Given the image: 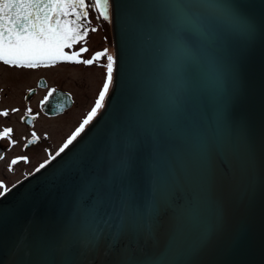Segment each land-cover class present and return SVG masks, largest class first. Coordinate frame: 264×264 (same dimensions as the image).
<instances>
[{
	"label": "water",
	"instance_id": "95a60500",
	"mask_svg": "<svg viewBox=\"0 0 264 264\" xmlns=\"http://www.w3.org/2000/svg\"><path fill=\"white\" fill-rule=\"evenodd\" d=\"M110 3L104 107L0 197V264H264V0Z\"/></svg>",
	"mask_w": 264,
	"mask_h": 264
},
{
	"label": "flooded vegetation",
	"instance_id": "af4514ba",
	"mask_svg": "<svg viewBox=\"0 0 264 264\" xmlns=\"http://www.w3.org/2000/svg\"><path fill=\"white\" fill-rule=\"evenodd\" d=\"M89 1V9H92L96 13V25H93L91 30L89 26H87V23L89 22V15L86 20L79 21L80 30L85 31L86 35H84L83 40H80L78 44H83L84 42L88 43V34L90 32H103V26L109 23V20L110 24L112 23L111 6L109 2L107 9L109 18L105 20L101 14L102 10L96 5V0ZM79 11L80 9H77V12ZM52 19L53 21L59 20L61 23H70L73 28H75L77 24L76 16L72 14L71 10L66 16H53ZM104 38L106 41H109L108 36H104ZM66 49L67 48L64 49L65 53H67L68 56H75L76 59H44L41 62L36 63L34 67H28L26 64L25 66L21 67L19 64H5L3 61H0V85H3L4 77L6 76L5 73H7L5 68L10 70L18 69L23 70L24 72H31L32 76L34 75V72L36 73L37 71L43 69L57 68L60 64L67 66L71 65L69 66L71 68L83 65V67L92 69L93 73L96 72L97 69H100L103 72L102 80L99 81V86L92 97L91 104L87 107L86 103L83 102L84 106H82V110H80L78 115L76 112L73 120L78 118L77 123L71 129L69 127L70 124H68L64 127H61L59 130L60 132L57 131V133L59 132V138L63 135L64 136L56 147L54 144H56L58 141L57 138L52 135V131H54L53 128H55L53 124H61L67 116H69L71 113H75L76 109L80 105L79 99L81 94L80 92L78 94L76 93L77 87L75 84L73 83L74 86L69 83L66 84L65 81L56 84L55 82L49 80L47 76H31L34 78V85L25 89V93L20 100L21 105H13L16 99L13 102H7L9 93L7 90H4L3 87L5 86L0 87V119L11 121L12 116L15 118L18 116L16 120L19 122L20 126H18V128L16 127V129L21 130V133L19 134L18 132L16 133V129L12 124H4L1 126L0 167H7L9 172L13 171L15 168L23 167L21 176L14 182L9 183L5 178H0V197L16 184L47 165L61 152V149H65V145L69 146L70 144L68 142L70 140L73 142L79 136H77L78 132L81 134V128L84 130L88 126L91 120L98 114L97 111L103 107L106 101L112 84V82H108L107 57H112L114 69V53L110 51L109 47H103L96 49L89 54V46L84 45L79 51V56L74 49ZM84 49H87V51H84ZM87 60H91L92 64L89 65L82 62ZM105 85L108 86L107 93L104 92ZM101 94H103L105 97L103 102L100 101ZM87 96L89 97V95ZM4 100L5 102L3 103ZM97 103H101V107L99 109L96 108ZM93 111L96 112L95 116H92ZM5 113H7V115H5ZM90 116H92L91 120H89ZM42 119L48 120L49 124L46 125V132L41 134L40 131L42 132L43 130L39 129L38 127ZM86 120L88 121L87 124L84 123ZM66 127H68V129ZM5 133H7V135H5ZM73 137H75V139H73ZM40 146L44 147L42 153L45 155V157L39 160L30 171H27L25 169L26 166L35 163L32 150Z\"/></svg>",
	"mask_w": 264,
	"mask_h": 264
},
{
	"label": "snow or ice",
	"instance_id": "6c2138e0",
	"mask_svg": "<svg viewBox=\"0 0 264 264\" xmlns=\"http://www.w3.org/2000/svg\"><path fill=\"white\" fill-rule=\"evenodd\" d=\"M96 5L102 10L103 18L107 20L108 0H96ZM87 8L85 0H47V3L44 0H0V61L5 64H19L21 67L25 64L34 67L44 59H76L75 56H68L64 49L83 40L85 33L81 32L79 21L87 18ZM76 9L80 11L77 12ZM70 10L77 19L75 28L70 23L53 21V16H66ZM82 62L92 64L91 60ZM107 76L108 82L111 83L113 79L111 56L107 57ZM104 92H108L107 85L104 86ZM104 99V95L101 94L100 101L103 102ZM100 107L101 103H97L96 108ZM95 115L96 112L93 111L92 116ZM84 123L87 124L88 121ZM79 134L78 132L77 136ZM68 143L71 144L72 141ZM67 147L68 145H65V148ZM63 151L64 149H61V152Z\"/></svg>",
	"mask_w": 264,
	"mask_h": 264
},
{
	"label": "rangeland",
	"instance_id": "374dc122",
	"mask_svg": "<svg viewBox=\"0 0 264 264\" xmlns=\"http://www.w3.org/2000/svg\"><path fill=\"white\" fill-rule=\"evenodd\" d=\"M85 1H86V4L89 5L90 1L89 0H85ZM76 11H77V9H76ZM87 12L89 15V19H88L89 22L87 23V26H89V28L91 30V27L93 25H96V16H95L96 13L92 9H89V7L87 8ZM82 20H86V18L82 19ZM111 24H110V20H109V23H107L103 26V29H102L103 32H98V33L90 32L88 34V37H89L88 43L84 42L83 44L82 43L78 44V42H76L73 44L72 47L67 48L66 50L74 49L75 52L77 53V55L80 56L79 51L84 45L89 46V49H90L88 51L89 54L96 49L103 48V47H109L110 51L113 52L114 56H115V45H114V41H113V37H112V25ZM98 29H99V27H98ZM81 32L85 33V35H86L85 31H81ZM104 36H108L109 41H106ZM86 40H87V38H86ZM81 56H85V55H81ZM69 66H71V65H69ZM69 66L60 64L57 68L43 69V70L37 71L36 73L34 72L33 76H32L31 72H24L23 70H18V69L10 70V69L5 68L6 69L5 71L7 73H5L6 76L4 77L3 85L2 84L0 85V87L5 86V87H3L4 90L5 91L7 90V92L9 93L8 98H7V102H13L16 99V101L14 102L13 105H21L20 100L22 99V97L25 93V89L27 87H31L34 85V83H33L34 78H32L34 76H36V77L41 76V75L47 76L49 78V80L55 82L56 84L62 83L64 81L66 82V84L69 83L73 86L75 84V86L77 87L76 93L78 94L80 92V94H81V97L79 99L80 105L76 109L75 113H71L69 116H67L61 124H56V123L53 124L55 128H53L54 131H52V135H54L58 141L56 144H54L55 147L60 143V141L62 140V138L64 136L63 135L59 138L58 133L60 132L59 131L60 128L64 127L65 125L70 124L69 127L71 129L77 123L78 118L73 120L76 112L78 115L80 110H82V106H84L83 102L86 103L87 107L91 104L92 97H93L97 87L99 86V81L102 80V77H103V72L100 69H97V71H96L97 75H96V72L93 73L92 69H88L87 67H83V65L75 66L74 68H71ZM86 94L89 95V97ZM4 102H5V100L3 101V103ZM17 117L15 118L14 116H12L11 121L0 119V128L4 124H12V125H14L15 129H16V127L18 128V126H20V125H19V122L16 120ZM72 120H73V123H72ZM48 124H49V121L46 119H44V120L42 119L41 123H39L38 128L43 130L42 132L40 131L41 134L43 132H46L45 131V130H47L46 125H48ZM66 128L68 129V127H66ZM57 131H59V132L57 133ZM17 132L20 134L21 130L16 129V133ZM50 147H51V145H50ZM43 148H44L43 146H40V147H37V148L32 150V155L34 157L33 159H34L35 163L26 166L25 169L27 171H30L31 168L39 160H41L45 157V155L42 153ZM22 170H23V167H19V168H15L13 171L9 172V169L7 167L1 166L0 167V178H5L9 183L14 182V181H16V179H18L21 176Z\"/></svg>",
	"mask_w": 264,
	"mask_h": 264
},
{
	"label": "bare ground",
	"instance_id": "6f19581e",
	"mask_svg": "<svg viewBox=\"0 0 264 264\" xmlns=\"http://www.w3.org/2000/svg\"><path fill=\"white\" fill-rule=\"evenodd\" d=\"M101 109H102V108H101ZM101 109L98 111V114L100 113ZM94 119H95V118H94ZM87 127H88V126H87ZM87 127H86V128H87Z\"/></svg>",
	"mask_w": 264,
	"mask_h": 264
}]
</instances>
